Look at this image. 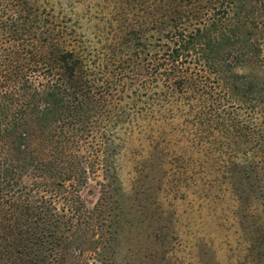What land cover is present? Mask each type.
Segmentation results:
<instances>
[{"label": "trees", "instance_id": "1", "mask_svg": "<svg viewBox=\"0 0 264 264\" xmlns=\"http://www.w3.org/2000/svg\"><path fill=\"white\" fill-rule=\"evenodd\" d=\"M249 4L121 0L114 37L140 49L134 70L147 59L150 96L138 105L128 59L113 81L101 79L29 0H0V264H83L98 249L102 212L83 192L92 193L91 180L101 194L115 183L124 125H170L174 110L186 112L184 125H217L218 169L230 178L241 168L234 185L250 204L261 185L252 178L258 160H249L264 157V60ZM239 136L253 143L241 151L226 141Z\"/></svg>", "mask_w": 264, "mask_h": 264}, {"label": "rangeland", "instance_id": "2", "mask_svg": "<svg viewBox=\"0 0 264 264\" xmlns=\"http://www.w3.org/2000/svg\"><path fill=\"white\" fill-rule=\"evenodd\" d=\"M29 1L71 35L99 78L113 81L128 59V69L136 72L131 75L133 93L142 96L138 105L147 101L148 85L141 82L148 80L147 59L144 70H134L133 54L140 49L123 47L119 35L114 37L122 19L121 0ZM247 1L249 19L256 16L261 27L264 60V0ZM174 111L170 125H124L115 183L101 194L91 180L92 193L83 192L88 207L99 202L102 206L98 249L85 251L83 264H264V254L259 262L256 256L262 238L255 240L264 235L258 232L264 229V157L249 160H258L252 178L261 186L257 192L251 190L250 204L245 205L234 185L241 168L230 178L224 174L226 168L218 169L222 163L216 160L215 149L222 139L214 141L217 125L210 130L211 125H184L186 112ZM250 137L226 141L241 143L242 151L253 143ZM234 162L239 167L246 163ZM243 183L249 191L248 181Z\"/></svg>", "mask_w": 264, "mask_h": 264}]
</instances>
